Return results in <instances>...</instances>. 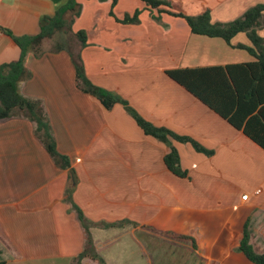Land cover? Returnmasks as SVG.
<instances>
[{
	"label": "crops",
	"instance_id": "obj_1",
	"mask_svg": "<svg viewBox=\"0 0 264 264\" xmlns=\"http://www.w3.org/2000/svg\"><path fill=\"white\" fill-rule=\"evenodd\" d=\"M164 1L187 16L209 12L219 23L264 5V0ZM78 2L82 12L72 29L87 34L81 55L93 85L204 152L173 137L165 144L148 136L124 105L107 109L83 92L66 50L48 51L41 58L29 53L25 67L31 77L20 84V93L42 101L57 150L71 167L55 164L28 119L0 120V261L74 264L90 237L96 255L110 264L102 258L110 246L108 231L126 226L133 228L135 239L139 233L145 240L169 239L171 246L186 243L158 253L165 257L163 264H253L239 246L248 224L250 245L255 253H264V103L245 121L252 137L168 72L224 68L256 58L220 38L194 35L185 19L147 8L140 0H118L114 9L111 1ZM56 9L52 0H0V68L21 55L4 30L14 37L35 36L42 19L54 16ZM138 10V24L120 23ZM260 37L264 39V23ZM233 44L251 45L245 34ZM214 75L199 84L229 109L231 94ZM262 87L264 96V83ZM172 147L184 177L166 165ZM76 208L92 224L89 233ZM143 253L149 257L148 250ZM82 264L102 263L87 258Z\"/></svg>",
	"mask_w": 264,
	"mask_h": 264
},
{
	"label": "trees",
	"instance_id": "obj_2",
	"mask_svg": "<svg viewBox=\"0 0 264 264\" xmlns=\"http://www.w3.org/2000/svg\"><path fill=\"white\" fill-rule=\"evenodd\" d=\"M57 9L54 16H46L41 21V30L35 36L14 37L10 30H4L11 36L21 50L20 58L0 68V120L22 117L28 119L36 125L35 135L42 142L46 151L51 156L55 164L63 170L70 169L69 159L58 150L53 135L52 127L46 115L44 105L39 99H31L20 93V84L31 77L30 72L25 67V60L29 53H33L36 58H41L46 52H60L66 50L75 65L78 87L85 93L98 99L107 109L116 104H122L128 113L137 122L146 135L152 136L159 141L168 144L170 137L186 143L190 142L200 152L204 150L189 138L175 135L165 128H159L144 119L135 109L119 96L96 87L86 75L81 51L86 47L87 34L84 31L73 33L75 20L80 17L82 5L78 0H52ZM106 2L109 0H98ZM114 9L118 0H110ZM152 10L166 13L174 17L183 18L190 27L192 33L198 36L209 38H220L229 46L248 51L256 58L254 63L241 64L227 67H216L210 69H184L169 71L168 75L177 83L185 87L197 98L212 107L222 117L227 119L237 129H244L246 134L254 137L245 121L250 115L255 113L260 105L264 103V96L261 95L264 83V39L258 34L264 23V5H257L249 9L241 18L229 22L219 23L212 21L209 12L197 16H187L175 12L172 3L164 0H140ZM113 16V10L111 12ZM141 11H136L133 16H126L120 21L123 24H138L140 22ZM239 34H245L253 47L244 45H234L233 40ZM75 40L76 45L73 44ZM215 74L219 78L220 86L229 92V109L217 103L207 93L201 84L208 74ZM220 88V89H221ZM210 99V100H209ZM168 168L177 176L184 177L180 168V157L178 151L172 147L171 152L165 157ZM71 201V192H68ZM82 225L89 233L92 226L84 217L83 213L76 208ZM123 226V223H121ZM117 224H109L105 227H116ZM248 224L244 228V236L239 246V251L253 264H264V253L257 254L249 243L250 233ZM87 258L99 260L105 264L94 252L93 241L89 237L84 251L74 259V264H82ZM0 264H7L0 261Z\"/></svg>",
	"mask_w": 264,
	"mask_h": 264
},
{
	"label": "rangeland",
	"instance_id": "obj_3",
	"mask_svg": "<svg viewBox=\"0 0 264 264\" xmlns=\"http://www.w3.org/2000/svg\"><path fill=\"white\" fill-rule=\"evenodd\" d=\"M147 8L150 7L147 6ZM258 34L260 35V30H258ZM249 43L251 44L250 40ZM87 45H88V41L86 47ZM86 47L82 48V51ZM247 47H253V45L251 44L250 46ZM124 227L126 226H123V229L122 228L118 230L109 229L110 231H108L107 239L110 240L109 243L110 246L108 249H106L103 252L102 258L110 264H116L118 261L119 264H148L147 261L149 259L153 260V264H163L165 257L158 256V253L162 251H168L170 247L182 248L180 247V244H182L183 246L184 244H186L185 242L179 241L180 242L179 245L171 246L169 239H160L156 237H155L156 239H153L147 236H146L147 240H145L144 238L143 239L140 238L139 233H136V239H137L136 241L135 236L133 235V228L132 227L124 228ZM138 241H141V244H139ZM143 249L149 251V257L144 255ZM159 260L160 263H158Z\"/></svg>",
	"mask_w": 264,
	"mask_h": 264
},
{
	"label": "water",
	"instance_id": "obj_4",
	"mask_svg": "<svg viewBox=\"0 0 264 264\" xmlns=\"http://www.w3.org/2000/svg\"><path fill=\"white\" fill-rule=\"evenodd\" d=\"M70 173L72 174L73 183H74V185H76V183H77L76 174H75V172L73 170H71Z\"/></svg>",
	"mask_w": 264,
	"mask_h": 264
},
{
	"label": "built area",
	"instance_id": "obj_5",
	"mask_svg": "<svg viewBox=\"0 0 264 264\" xmlns=\"http://www.w3.org/2000/svg\"><path fill=\"white\" fill-rule=\"evenodd\" d=\"M247 198H248L247 195L243 196V200H247Z\"/></svg>",
	"mask_w": 264,
	"mask_h": 264
}]
</instances>
